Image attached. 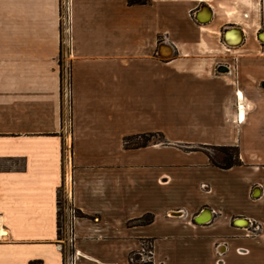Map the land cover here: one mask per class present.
<instances>
[{"label": "crops", "instance_id": "1", "mask_svg": "<svg viewBox=\"0 0 264 264\" xmlns=\"http://www.w3.org/2000/svg\"><path fill=\"white\" fill-rule=\"evenodd\" d=\"M60 7L0 0V264H264V0H68V99Z\"/></svg>", "mask_w": 264, "mask_h": 264}, {"label": "trees", "instance_id": "2", "mask_svg": "<svg viewBox=\"0 0 264 264\" xmlns=\"http://www.w3.org/2000/svg\"><path fill=\"white\" fill-rule=\"evenodd\" d=\"M148 1L149 0H128L129 4H131V5H134V4H146ZM62 49H63V43H62ZM61 60H62V52H61V55H60V63H61ZM61 74H62V72H61ZM152 136H154V135H149V136L142 135V136H136V137L128 138L126 140V147L128 149H135V148L145 147L151 141ZM139 139H143V141L132 143V141H134V140L136 141V140H139ZM216 149L219 150L225 156L223 164H218L216 161H214L212 159V163L216 167H219V168H222V169H229V168H232L234 166L241 165V161L239 159V154H238V149L237 148H235V147H216ZM58 204H59V211H58V235H59V238L62 239V237H63V233L62 232L64 231V228L66 227V220L64 218V208L62 207V203H61V195H60V200H59ZM74 216H76V217H88L87 215H85L84 213H82L81 211H79L77 209H74ZM152 220H153V217H150L149 220L140 221V222L145 224V223L152 222ZM144 242H148L149 243V252H150L149 257H150V259L148 261H145V262L140 263V264H153V262H152V250H153L152 241L151 240H146V241H143V243ZM141 255H143V252L132 254L131 257H130V264H136L134 262V257L135 256H141ZM31 264H42V262H32Z\"/></svg>", "mask_w": 264, "mask_h": 264}, {"label": "rangeland", "instance_id": "3", "mask_svg": "<svg viewBox=\"0 0 264 264\" xmlns=\"http://www.w3.org/2000/svg\"><path fill=\"white\" fill-rule=\"evenodd\" d=\"M67 1L68 0H61V7H60V28H61V37H62V43H63V51H62V60L60 63L59 60V64H60V68H61V72H62V81L64 83V96L65 99H68V92H69V84H70V77H69V65L66 61V52L68 51L67 48V41H68V11H67ZM163 140V138L160 135H156L155 137L151 138V142H161ZM143 141V139H139V140H134L132 141V143L135 142H141ZM207 151L209 153L212 154L214 160L218 163V164H223L224 163V158L225 156L216 148L214 147H210L207 149ZM62 196V194H61ZM63 196L61 197V203H62V207L65 208L67 205L65 204V199L63 200ZM65 229V228H64ZM64 233V231L62 232ZM143 255L141 256H135L134 257V262L136 264H140L143 263L145 261H148L150 259L149 257V243L148 242H144L143 243Z\"/></svg>", "mask_w": 264, "mask_h": 264}, {"label": "bare ground", "instance_id": "4", "mask_svg": "<svg viewBox=\"0 0 264 264\" xmlns=\"http://www.w3.org/2000/svg\"><path fill=\"white\" fill-rule=\"evenodd\" d=\"M240 42H241V41H240ZM240 42H239V43H240ZM239 43H238V44H239ZM162 54H164V55H168V54H170V50L165 48V49L162 50ZM202 220L204 221L205 219H202Z\"/></svg>", "mask_w": 264, "mask_h": 264}, {"label": "water", "instance_id": "5", "mask_svg": "<svg viewBox=\"0 0 264 264\" xmlns=\"http://www.w3.org/2000/svg\"><path fill=\"white\" fill-rule=\"evenodd\" d=\"M238 31H239V34L242 36L243 34H242V31H240L239 29H237ZM226 41V40H225ZM236 43V42H235ZM235 43H232V45H235ZM199 220V219H198ZM208 220V219H207ZM206 219L203 221V222H205V221H207Z\"/></svg>", "mask_w": 264, "mask_h": 264}, {"label": "flooded vegetation", "instance_id": "6", "mask_svg": "<svg viewBox=\"0 0 264 264\" xmlns=\"http://www.w3.org/2000/svg\"><path fill=\"white\" fill-rule=\"evenodd\" d=\"M234 29V28H233ZM231 29H225L224 31V35L226 36V34L228 33V31H230Z\"/></svg>", "mask_w": 264, "mask_h": 264}, {"label": "built area", "instance_id": "7", "mask_svg": "<svg viewBox=\"0 0 264 264\" xmlns=\"http://www.w3.org/2000/svg\"><path fill=\"white\" fill-rule=\"evenodd\" d=\"M68 97H69V92H68ZM72 264V263H71Z\"/></svg>", "mask_w": 264, "mask_h": 264}]
</instances>
